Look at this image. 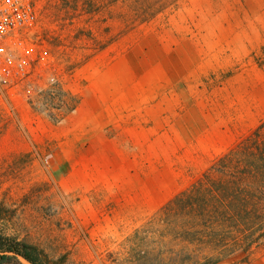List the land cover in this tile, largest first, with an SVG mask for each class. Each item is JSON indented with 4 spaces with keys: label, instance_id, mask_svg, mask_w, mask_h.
<instances>
[{
    "label": "rangeland",
    "instance_id": "rangeland-1",
    "mask_svg": "<svg viewBox=\"0 0 264 264\" xmlns=\"http://www.w3.org/2000/svg\"><path fill=\"white\" fill-rule=\"evenodd\" d=\"M32 1L27 73L0 81V230L52 264H138L128 236L264 120V0H181L130 31L111 0ZM55 85L81 99L60 122Z\"/></svg>",
    "mask_w": 264,
    "mask_h": 264
},
{
    "label": "trees",
    "instance_id": "trees-1",
    "mask_svg": "<svg viewBox=\"0 0 264 264\" xmlns=\"http://www.w3.org/2000/svg\"><path fill=\"white\" fill-rule=\"evenodd\" d=\"M180 1L110 2L115 7L113 19L130 31ZM119 5L120 10L116 9ZM41 96H45V104H55L60 110L55 122L81 102L57 85ZM2 215L0 223H13L14 214ZM125 244L138 264L248 262L264 249V120L216 157L194 183L128 236ZM0 264H52V260L40 245L0 230Z\"/></svg>",
    "mask_w": 264,
    "mask_h": 264
},
{
    "label": "built area",
    "instance_id": "built-area-1",
    "mask_svg": "<svg viewBox=\"0 0 264 264\" xmlns=\"http://www.w3.org/2000/svg\"><path fill=\"white\" fill-rule=\"evenodd\" d=\"M37 19L32 0H0V81L16 85L27 73L26 35Z\"/></svg>",
    "mask_w": 264,
    "mask_h": 264
}]
</instances>
